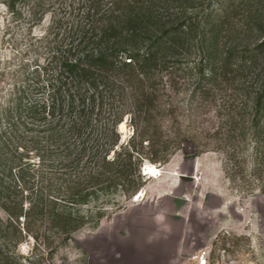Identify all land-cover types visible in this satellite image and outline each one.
I'll list each match as a JSON object with an SVG mask.
<instances>
[{"label": "rangeland", "instance_id": "1", "mask_svg": "<svg viewBox=\"0 0 264 264\" xmlns=\"http://www.w3.org/2000/svg\"><path fill=\"white\" fill-rule=\"evenodd\" d=\"M186 1L183 6L185 0H144L169 21L201 9V0ZM211 1L209 11L232 4L228 28L252 23L253 30L223 37L226 47H253L264 40V0ZM127 3L0 0V264H112V252L129 243L136 219L152 214L151 200L166 220L175 216L183 258L173 264H195L192 255L201 249L209 251V264H264V168L261 174L228 178L224 153L206 137L219 121L215 107L191 98L194 79L164 73L166 99L179 109L162 124L170 135L178 128L197 132L200 153L185 141L180 147L172 143L162 154L166 162H152L141 159L150 157L151 144L139 135L140 113L122 75L104 73L93 87L67 71L66 61L85 62L111 45L101 40L111 22L125 35L132 32ZM195 56L185 50L176 59L186 65ZM263 81L264 53L257 62V88ZM121 109L127 112L114 122ZM57 137L60 143L54 145ZM249 148L247 154L252 143ZM128 152L144 177L142 191L127 199L120 188L87 185V200L72 199L77 175L108 173L103 157L117 161ZM247 163L248 172L250 154ZM146 164L160 173L144 174ZM54 186L66 194L57 203L50 199L58 195Z\"/></svg>", "mask_w": 264, "mask_h": 264}, {"label": "trees", "instance_id": "2", "mask_svg": "<svg viewBox=\"0 0 264 264\" xmlns=\"http://www.w3.org/2000/svg\"><path fill=\"white\" fill-rule=\"evenodd\" d=\"M134 1L125 0L128 2L129 18L135 22L132 32L125 35L120 26L111 22L101 35V40L111 45L99 51L96 58L85 62L82 59L66 61L67 71L75 77H82L93 87H97L98 77L104 78L106 73L122 75L123 81L129 83L132 89L129 97L140 113L137 116L139 135L151 144L150 157L142 156L141 159L147 158L152 162H166L168 157L162 154L172 143L180 147L181 142L185 141L187 147L193 145L195 153H200L199 142L196 141L197 132L190 135L178 128L174 135H170L162 124L164 118L175 116L179 109L166 99L168 94L163 84L164 73L172 77L184 75L194 79L191 98L201 102L211 101L215 107L219 121L206 137L214 142L215 150L224 153L228 178L233 180L238 173L242 176L247 173L261 174L259 171L264 168L261 166L264 163V81L257 88V62L264 53V40L253 47L240 49L235 46L226 47L227 42L222 41L223 37H228V33L234 35L253 30L252 23L237 27L231 22L228 28L226 24L232 4L229 7L228 4L223 5L220 12L209 11L213 3L211 0H201V9L197 14L187 15L178 21L164 20L162 14L152 10L144 0ZM187 4L185 0L183 6ZM145 39L149 40L147 45L141 43ZM221 45L224 48L222 50ZM185 50L196 53V56L183 65L176 57ZM124 91L119 94L123 101L128 98ZM89 98L94 102L95 94L92 93ZM126 105L123 103L124 107ZM126 112L127 109L116 110L114 122H119ZM80 113H83L82 109ZM84 117L87 120V116ZM58 137L52 140L54 145L60 143ZM251 143L249 154L253 156V164L247 172V153ZM52 151L56 152V149ZM103 161L104 168L110 169V172L101 171L98 175L90 174L88 177L77 175L73 200L88 199L89 193L85 191L87 185H101L106 189L120 188L127 199L141 190L144 177L140 167L135 168L130 152L126 158L111 161L103 157ZM43 189L41 186L38 190L39 198L43 197ZM53 189L59 196H51L52 202L65 199L66 194L61 186H54Z\"/></svg>", "mask_w": 264, "mask_h": 264}, {"label": "crops", "instance_id": "3", "mask_svg": "<svg viewBox=\"0 0 264 264\" xmlns=\"http://www.w3.org/2000/svg\"><path fill=\"white\" fill-rule=\"evenodd\" d=\"M151 166L159 168L156 165ZM147 202L153 207L152 214L145 217L142 215L140 221L139 218L136 219L132 230L128 227L131 231L128 234L130 241L126 247L117 248L112 252V255H115V262L112 264H173L183 258L180 239L176 238L174 231L175 216H170L171 220L168 221L165 215L159 214L154 209L159 205L158 202L157 204L155 200ZM137 216V214L134 215V217ZM153 237L156 239H148Z\"/></svg>", "mask_w": 264, "mask_h": 264}, {"label": "built area", "instance_id": "4", "mask_svg": "<svg viewBox=\"0 0 264 264\" xmlns=\"http://www.w3.org/2000/svg\"><path fill=\"white\" fill-rule=\"evenodd\" d=\"M192 257L195 264H209V251L207 249L196 251Z\"/></svg>", "mask_w": 264, "mask_h": 264}, {"label": "bare ground", "instance_id": "5", "mask_svg": "<svg viewBox=\"0 0 264 264\" xmlns=\"http://www.w3.org/2000/svg\"><path fill=\"white\" fill-rule=\"evenodd\" d=\"M122 126H123V124H122ZM143 172H144V174H151V175L156 176L160 173V169L154 168L153 166H151V164H146V165H144Z\"/></svg>", "mask_w": 264, "mask_h": 264}, {"label": "water", "instance_id": "6", "mask_svg": "<svg viewBox=\"0 0 264 264\" xmlns=\"http://www.w3.org/2000/svg\"><path fill=\"white\" fill-rule=\"evenodd\" d=\"M143 170H144V167H143Z\"/></svg>", "mask_w": 264, "mask_h": 264}]
</instances>
